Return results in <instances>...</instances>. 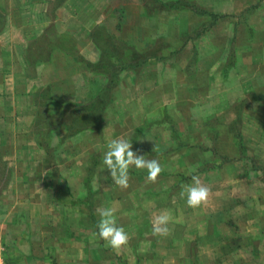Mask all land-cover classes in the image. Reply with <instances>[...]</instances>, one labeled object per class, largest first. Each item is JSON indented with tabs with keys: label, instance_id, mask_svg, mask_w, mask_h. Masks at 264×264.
I'll list each match as a JSON object with an SVG mask.
<instances>
[{
	"label": "crops",
	"instance_id": "obj_1",
	"mask_svg": "<svg viewBox=\"0 0 264 264\" xmlns=\"http://www.w3.org/2000/svg\"><path fill=\"white\" fill-rule=\"evenodd\" d=\"M96 37L139 60L98 126L72 131L67 108L108 84ZM118 137L160 162L154 183L134 166L128 188L113 182ZM263 159L264 0H0V238L36 263L264 264ZM192 175L211 189L198 208L180 195ZM104 207L129 235L119 251L96 235ZM165 209L169 232L153 236Z\"/></svg>",
	"mask_w": 264,
	"mask_h": 264
},
{
	"label": "clouds",
	"instance_id": "obj_2",
	"mask_svg": "<svg viewBox=\"0 0 264 264\" xmlns=\"http://www.w3.org/2000/svg\"><path fill=\"white\" fill-rule=\"evenodd\" d=\"M130 140L118 137L107 144V150L103 156V164L106 166L113 182L120 188L129 187V169L135 167L139 170H147V180L154 183L163 171L157 159H147L139 151H133ZM157 151L156 146L152 149ZM181 197H186L187 206L198 208L205 204L210 195L211 189L202 182L198 175L191 176V183L182 186ZM115 203V202H114ZM116 207H104L98 209L100 217L97 224L96 235L114 251H119L129 243V235L124 227L118 226L116 221ZM172 221V214L169 210H161L154 213L152 217V235L166 236L169 232L168 225Z\"/></svg>",
	"mask_w": 264,
	"mask_h": 264
},
{
	"label": "trees",
	"instance_id": "obj_3",
	"mask_svg": "<svg viewBox=\"0 0 264 264\" xmlns=\"http://www.w3.org/2000/svg\"><path fill=\"white\" fill-rule=\"evenodd\" d=\"M169 7L171 9L177 10L179 8H184V7L192 8V5L180 1H175L172 4H170ZM99 34L100 32H97V36H99ZM96 38L99 41L98 44L102 53L101 61L99 63H101L102 66L106 67V69L110 70L109 71L110 76L108 77V84L106 85L105 91L101 92L94 99L89 100L90 102L88 103V105L86 106L79 105V106H74L72 108H67V116L70 118L71 115V121L67 122V127L72 129V131H78L81 129H89V128L93 129L98 126L99 124L98 119L101 113L103 112V109L105 107L104 104L108 102L109 92L113 88V86L117 83L119 74L120 72H122L124 68V61L131 60L132 62L137 59L139 60L138 57L134 56L133 47L131 48L129 45H126V43L115 41L112 38L109 39L101 38L102 40L98 39V37ZM129 55H131V57L125 60L124 59L125 56L127 57ZM114 60H117L118 63H116ZM64 124L66 125V122H64ZM237 139L239 140L238 133H237Z\"/></svg>",
	"mask_w": 264,
	"mask_h": 264
},
{
	"label": "rangeland",
	"instance_id": "obj_4",
	"mask_svg": "<svg viewBox=\"0 0 264 264\" xmlns=\"http://www.w3.org/2000/svg\"><path fill=\"white\" fill-rule=\"evenodd\" d=\"M224 29H225V25L224 24H220L218 26V28H217V30L219 31V33L222 30H224ZM100 32H102V31H100ZM121 48H122V46H121ZM123 49H124V47H123ZM240 110H241V107H240V109L239 108L238 109L237 108H234L233 109L234 114H232V116H233V122L235 123L233 125V127L236 128V129H237V125H236V121L237 120L236 119L238 117V114L241 113ZM220 118L222 120H226V119H229L230 117H229L228 114L227 115L226 114H222L220 116ZM61 175L63 176V178L67 177L66 175H63V174H61ZM4 181H5V179H4ZM4 181L2 182L1 181V178H0V186H1L2 183L4 184ZM143 219L144 218H139L138 219V223L142 222ZM147 220H148L147 222L149 223V219H147ZM129 221H130L129 218H124V219H122L121 223L123 225L124 224L125 225H128L129 224ZM18 249H19V247L17 245V239L16 240H12L11 242H9V241L2 242L1 241V238H0V264H35L36 263L33 259H30V257H29L30 254H31V251H30L29 248H26V249L24 248L23 251H21V252H19ZM122 254H124V253L122 252ZM37 255H39V254H37ZM131 255L132 254L129 251V256L127 255L128 258L131 257ZM18 258H20L21 261H18ZM36 264H40V263H36Z\"/></svg>",
	"mask_w": 264,
	"mask_h": 264
}]
</instances>
